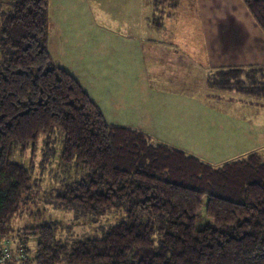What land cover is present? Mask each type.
<instances>
[{"label":"trees","instance_id":"trees-1","mask_svg":"<svg viewBox=\"0 0 264 264\" xmlns=\"http://www.w3.org/2000/svg\"><path fill=\"white\" fill-rule=\"evenodd\" d=\"M165 1L171 14L174 0ZM6 2L2 10L0 0V241L11 239L17 248L5 264H264L261 156L213 168L138 130L109 124L51 57L48 0ZM242 2L264 33V0ZM234 72L232 81L240 83L244 73ZM251 73L257 69L241 82L247 90L254 84ZM55 130L63 133L61 163L81 164L87 172L62 185L49 203L95 218L123 212L100 237L63 240L56 220L13 231L16 214L33 194L32 171L15 154L30 150L34 157L39 139L47 144L59 134ZM202 208L208 222L198 229Z\"/></svg>","mask_w":264,"mask_h":264},{"label":"rangeland","instance_id":"rangeland-1","mask_svg":"<svg viewBox=\"0 0 264 264\" xmlns=\"http://www.w3.org/2000/svg\"><path fill=\"white\" fill-rule=\"evenodd\" d=\"M1 1L2 5L9 0ZM166 3L164 0L163 4ZM4 4L2 10L9 7ZM158 6L160 10L156 13L153 0H48V49L54 63L78 80L111 125L149 134L155 144L161 140L171 143L213 168L252 153L264 160V82L260 74L251 73L254 84L248 85L249 90L241 85L249 81L245 74L237 78L240 83L211 77L217 86L201 93L209 97L188 99L177 91L172 95L166 85L155 84L145 71L139 70L141 53L152 44L145 37L177 35L171 32L177 27L168 31L167 4L163 8ZM152 20L160 22L158 30L152 27ZM184 27L179 34L190 32L193 21H184L180 28ZM134 37H142L143 42L135 41ZM152 47L156 49L158 44ZM134 52L137 68L130 71ZM129 72L136 79H130ZM187 101L189 104L182 103ZM58 132L47 144L45 138L39 139L34 157L30 150L21 158L15 154L14 159L32 171L33 194L16 214L13 231L56 220L64 227L59 235L63 240L100 237L103 229L123 218V212L113 210L95 218L81 211H58L49 203L62 185L80 179L87 172L81 164L61 163L63 133ZM202 214L198 229L208 222L203 208ZM28 246L31 255L34 242ZM16 248L11 239L0 241V255L5 250L14 253Z\"/></svg>","mask_w":264,"mask_h":264},{"label":"crops","instance_id":"crops-1","mask_svg":"<svg viewBox=\"0 0 264 264\" xmlns=\"http://www.w3.org/2000/svg\"><path fill=\"white\" fill-rule=\"evenodd\" d=\"M162 6L166 7V4ZM171 6L173 12L166 14L165 19L168 31L177 27L171 31L177 35L164 37L158 34L145 37V41L158 44L157 50L153 49L152 44H148L147 47L150 48L145 49L141 46V51H144L141 53L143 60L139 70L145 71L155 84L158 82L160 85H166L172 95L177 91L181 97L202 99L209 96H203L201 93L208 92L216 85V82L210 83L211 77H225L229 78V82H233L232 76L238 75V72L234 71L245 74L250 69H257V73H262L264 33L242 0H174ZM153 11L157 13L155 0ZM151 17H154V13ZM189 20L193 21L194 27L184 35L179 34L186 28H180L183 22ZM152 27L157 30L160 28L157 20H152ZM194 29L199 30V33ZM134 39L143 42L142 37ZM132 59L130 71L137 68L135 52ZM128 76L132 80L136 79L134 73L129 72ZM189 101L182 103L189 104ZM145 135L151 138L149 134ZM162 141L157 144L179 149Z\"/></svg>","mask_w":264,"mask_h":264},{"label":"built area","instance_id":"built-area-1","mask_svg":"<svg viewBox=\"0 0 264 264\" xmlns=\"http://www.w3.org/2000/svg\"><path fill=\"white\" fill-rule=\"evenodd\" d=\"M1 255H0V263H6L7 260H9V253L5 250V253L1 251Z\"/></svg>","mask_w":264,"mask_h":264}]
</instances>
